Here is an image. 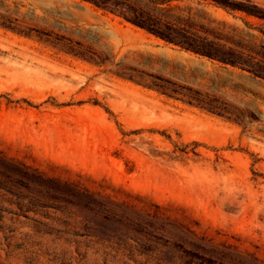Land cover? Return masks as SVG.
<instances>
[{"label": "rangeland", "instance_id": "374dc122", "mask_svg": "<svg viewBox=\"0 0 264 264\" xmlns=\"http://www.w3.org/2000/svg\"><path fill=\"white\" fill-rule=\"evenodd\" d=\"M123 1L264 70L262 19ZM0 264H264V79L88 1L0 0Z\"/></svg>", "mask_w": 264, "mask_h": 264}, {"label": "trees", "instance_id": "16d2710c", "mask_svg": "<svg viewBox=\"0 0 264 264\" xmlns=\"http://www.w3.org/2000/svg\"><path fill=\"white\" fill-rule=\"evenodd\" d=\"M94 4L96 7L115 14L125 21L132 23L133 25L140 27L151 34L165 40L169 44L180 46L184 49L193 51L197 54L205 55L212 59L230 64L233 66H240L242 69L249 71L251 74L258 78L264 79V70H261L257 66H252L244 58L236 60L234 56L225 58L218 56L210 52L207 48L201 47L191 41L185 36H181L174 29L170 28L158 17H155L148 10L142 9L135 4H129L123 0H83ZM172 0H166L164 3H171ZM217 6L225 9L231 14L240 13L245 14L248 17H256L264 20V9L259 7L258 4L252 0H212ZM163 4V3H162ZM33 181L38 183L40 186H44L45 194L49 197L64 201L68 204L75 206H81L89 211H95L96 214L103 213L105 207L97 204L94 198L79 189L72 183H62L57 179L46 178L42 179L40 176H34ZM97 208V209H96Z\"/></svg>", "mask_w": 264, "mask_h": 264}]
</instances>
